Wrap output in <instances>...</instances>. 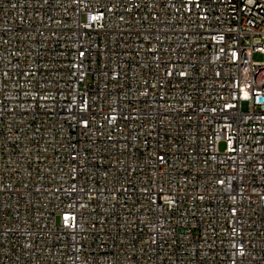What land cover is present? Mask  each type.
Instances as JSON below:
<instances>
[{"label": "built area", "instance_id": "obj_1", "mask_svg": "<svg viewBox=\"0 0 264 264\" xmlns=\"http://www.w3.org/2000/svg\"><path fill=\"white\" fill-rule=\"evenodd\" d=\"M0 264H264V0H0Z\"/></svg>", "mask_w": 264, "mask_h": 264}, {"label": "rangeland", "instance_id": "obj_2", "mask_svg": "<svg viewBox=\"0 0 264 264\" xmlns=\"http://www.w3.org/2000/svg\"><path fill=\"white\" fill-rule=\"evenodd\" d=\"M221 148H222V149L224 148V143H221Z\"/></svg>", "mask_w": 264, "mask_h": 264}]
</instances>
